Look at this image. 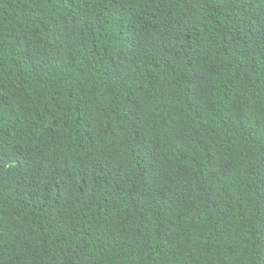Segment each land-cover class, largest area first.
Here are the masks:
<instances>
[{"label": "trees", "instance_id": "obj_1", "mask_svg": "<svg viewBox=\"0 0 264 264\" xmlns=\"http://www.w3.org/2000/svg\"><path fill=\"white\" fill-rule=\"evenodd\" d=\"M0 264H264V0H0Z\"/></svg>", "mask_w": 264, "mask_h": 264}]
</instances>
